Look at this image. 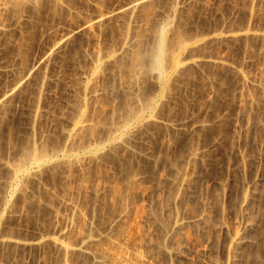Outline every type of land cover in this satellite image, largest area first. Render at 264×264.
<instances>
[{
  "label": "rangeland",
  "instance_id": "1",
  "mask_svg": "<svg viewBox=\"0 0 264 264\" xmlns=\"http://www.w3.org/2000/svg\"><path fill=\"white\" fill-rule=\"evenodd\" d=\"M0 1V264H70L79 254H66H72L69 262L50 239L39 244L32 238L69 228L67 238L74 240L83 224L76 222L82 220L73 210L76 204L85 216H96L93 223L98 224L90 226H102L120 208L109 192L117 185L125 191L128 184L124 202L137 206L127 205V220L135 221L134 232L143 219V236L151 235L147 245L158 248L151 259L156 264H264V0H143L132 10L127 6L134 0ZM96 19L90 27L84 24ZM162 35L166 50L179 48L180 40L185 43L184 64L175 70L169 50V56L159 55L170 75L165 84L154 65L158 55L151 52L158 50L154 47ZM137 50L150 57L142 60L140 53L145 65L135 63ZM133 109L140 112L134 119H140L138 129L127 144L120 143V128ZM80 115L88 123L71 136ZM35 147L45 148L56 161L12 178L13 164ZM89 147L106 148L95 159L91 153L85 157ZM194 150L198 155L190 156ZM61 151L80 154L83 162H63ZM183 167H188L189 181L180 186L174 176ZM131 172L137 174L136 185L127 181ZM176 192L179 203L172 199ZM168 210L189 216L163 238ZM131 216L141 218L140 223ZM161 218L167 220L164 226L157 224ZM237 231L243 234L234 244L230 240ZM163 243L176 250L164 252ZM76 259L72 264L91 260Z\"/></svg>",
  "mask_w": 264,
  "mask_h": 264
},
{
  "label": "bare ground",
  "instance_id": "2",
  "mask_svg": "<svg viewBox=\"0 0 264 264\" xmlns=\"http://www.w3.org/2000/svg\"><path fill=\"white\" fill-rule=\"evenodd\" d=\"M143 0H134V1H131L130 2V4H129V6H127L128 8L130 7V9L132 10V9H134L135 8V6L137 5V4H139V3H141ZM1 2V1H0ZM16 2V1H15ZM28 2V1H27ZM55 2V1H54ZM60 2V1H59ZM2 3V2H1ZM134 7V8H133ZM137 7V6H136ZM98 19H96V20H87V21H85V25H88L89 27L95 22V21H97ZM97 24V23H96ZM87 26V27H88ZM166 29V28H165ZM230 32V31H229ZM228 32V33H229ZM260 32V31H259ZM258 32V33H259ZM162 34H164L163 32H161ZM160 33V34H161ZM166 34V33H165ZM165 36V35H164ZM164 36L162 35V36H160L159 37V39H160V43L158 42L157 43V45H155V47H154V49L155 48H157L156 46H158V50L156 49V50H151V52L152 53H154V57H155V52L154 51H156V53H157V57H156V63L154 64L155 66L157 65V67H158V69H159V71H160V76H161V79H162V81H163V83L165 84L167 81L169 82V78H168V76H170V75H168V73H167V67L165 68V66H164V64H163V62H161V60H162V58H160L159 57V55L161 54H164V52H165V55L168 53L167 51L169 50V52H170V56L167 54V56H169L170 58V67H171V69H173V70H175V69H177V68H179V66H182V64H184L183 63V60H184V58L182 57V52H181V50H182V48H184L185 47V43H184V41H179V39L176 41V42H178V46H179V48L177 47H175V49H177V50H175V49H168V50H166L165 48H166V45H165V43L166 42H164L165 41V38H167L166 36H165V38H164ZM181 38V37H180ZM158 39V38H157ZM158 39V40H159ZM127 42V41H126ZM125 42V43H126ZM127 44V43H126ZM169 44V43H168ZM175 44V43H174ZM128 46V45H127ZM169 46V45H168ZM175 46H176V44H175ZM124 47V46H123ZM165 47V48H164ZM125 48H127V47H125ZM153 49V48H152ZM179 49V50H178ZM124 50H126V49H124ZM166 50V51H165ZM170 50H172V51H170ZM138 51V52H137ZM136 52L137 53H139V50H137ZM186 51V50H185ZM134 53V52H133ZM140 53H142V52H140ZM140 53H139V55H140ZM148 53H150V51L148 52ZM148 53H147V55H148ZM184 53V52H183ZM135 54V53H134ZM144 56H142V60L143 59H145V57L147 58V61H148V57L147 56H145V53H142ZM139 55L137 54V56H135V57H137L136 58V60L135 61H137V62H141V55H140V60L138 61L137 59H138V57H139ZM164 55V56H165ZM97 56H98V54H97ZM96 56V57H97ZM103 56H101V58H102ZM134 57V58H135ZM144 57V58H143ZM152 57V56H151ZM162 57H163V55H162ZM98 58V57H97ZM99 58H100V54H99ZM97 59V60H100V59ZM163 59H165V58H163ZM187 59V58H186ZM191 59V58H190ZM96 60V61H97ZM149 60H150V57H149ZM155 60V59H154ZM195 60H197L196 58H194L193 56H192V60L191 61H194L195 62ZM221 60V59H220ZM164 61V60H163ZM165 61H167V60H165ZM190 61V62H191ZM137 62H135L137 65L139 64V65H141L142 66V64L143 65H145L143 62H139V63H137ZM149 62V61H148ZM150 62H152V60L150 61ZM155 62V61H154ZM147 63V62H146ZM167 63V62H166ZM134 64V63H133ZM135 66V65H134ZM164 66V67H163ZM168 66V65H167ZM183 66H185V65H183ZM147 68V67H146ZM95 70L96 69H98L99 70V68H98V66L97 67H95L94 68ZM157 69V70H158ZM95 70H94V73H95ZM154 70V69H153ZM133 71V70H132ZM147 71V70H146ZM177 71V70H176ZM134 73L132 74V75H134L135 74V71H133ZM139 73V72H138ZM172 73V72H171ZM175 73V72H174ZM178 73V72H177ZM243 74L244 73H242L241 75H242V77H243ZM93 75V74H92ZM173 75V74H172ZM246 74H244V77H245V79H246V77L247 76H245ZM95 76H96V74H95ZM134 77V76H133ZM93 78V77H92ZM95 78V77H94ZM97 79V78H96ZM249 80V79H248ZM161 81V82H162ZM94 83V82H93ZM137 83V82H136ZM168 84V83H167ZM90 85V84H89ZM94 85V84H93ZM160 86V85H159ZM90 89V88H89ZM166 90V89H165ZM94 91V90H93ZM93 94H95V93H93ZM134 96V95H133ZM132 96V97H133ZM162 97V96H161ZM153 98V97H152ZM135 100V99H134ZM141 100V99H140ZM149 100V99H148ZM147 100V101H148ZM160 100V99H159ZM144 101V100H143ZM139 102V101H138ZM148 103V102H147ZM141 105H142V103H141ZM144 105V104H143ZM146 105V104H145ZM144 105V106H145ZM137 106V105H136ZM135 106V107H136ZM139 107H141V106H139ZM138 107V108H139ZM146 107V106H145ZM130 109V108H129ZM132 109V108H131ZM142 109L144 110V108L142 107ZM134 110V109H133ZM138 110V109H137ZM137 110H134L133 111V113H131V114H129L130 115V117L128 116L127 117V119L125 120L124 119V122L122 123V126H121V130L120 131H122V133L121 132H119L120 134H121V136H119L118 138H117V141L118 142H120V143H123V141H124V143L125 144H127L128 142H125V140L126 139H128L130 136L129 135H131L132 136V131H133V129L135 128L136 130L138 129V127L136 128L135 126H136V124H135V122L137 121V120H134L135 119V117H137L138 116V114L140 113H138V111ZM136 111H137V113H136ZM128 112V111H127ZM131 111H129V113H130ZM142 112V111H141ZM137 114V115H136ZM150 114V113H149ZM148 114V115H149ZM124 115H126V114H124ZM124 115H123V117H124ZM134 115V116H133ZM136 115V116H135ZM151 115V114H150ZM132 116V117H131ZM140 116H141V114H140ZM155 116V115H154ZM77 117V116H76ZM82 117H84V116H82V115H80V117H79V119H77V121L74 123V125H73V127H72V129H71V132L69 133L70 135L72 134V133H74V134H76L75 133V131L77 132V131H79V130H81V128L83 129L84 127H85V125H86V122H87V119H84V118H82ZM86 117V116H85ZM146 117H147V115H146ZM150 117V116H149ZM125 118V117H124ZM129 118V119H128ZM140 118V117H139ZM138 118V119H139ZM145 118V117H144ZM144 118H143V120H144ZM155 118V117H154ZM148 119V118H147ZM147 119H145V120H147ZM140 120V119H139ZM138 120V121H139ZM142 120V119H141ZM149 120V119H148ZM153 120V119H152ZM137 121V122H138ZM120 122V121H119ZM122 122V121H121ZM120 122V123H121ZM88 123V122H87ZM147 123V122H146ZM149 123V122H148ZM141 125H142V123H140ZM140 124H139V126H140ZM120 125V124H119ZM118 125H116V127H117ZM137 126H138V123H137ZM144 126V125H143ZM140 128H141V126H140ZM114 129V128H113ZM134 129V130H135ZM144 129V128H143ZM112 130V129H111ZM110 130V131H111ZM115 130V129H114ZM117 131H118V129H116ZM85 132V131H84ZM113 132V131H112ZM114 132H116V131H114ZM113 132V133H114ZM109 134H112L111 132L109 133ZM119 134V135H120ZM133 134H134V132H133ZM73 135V134H72ZM71 135V136H72ZM78 135V134H77ZM115 135V134H114ZM139 135V134H138ZM70 136V137H71ZM76 136V135H75ZM129 136V137H128ZM128 137V138H127ZM104 139H106V137L104 138ZM104 139H103V141H104ZM130 139V138H129ZM128 139V140H129ZM132 139V138H131ZM113 140V139H112ZM127 140V141H128ZM72 141V140H71ZM100 141V140H99ZM110 141H111V139H110ZM115 141H116V139H115ZM114 140L112 141V142H115ZM36 142V141H35ZM112 142H111V144L110 145H112ZM117 142V143H118ZM130 142V141H129ZM33 143V142H32ZM97 143H98V141H97ZM110 143V142H109ZM108 143V144H109ZM31 144V143H30ZM94 144V143H93ZM124 144V145H125ZM33 145H34V143H33ZM32 145V146H33ZM37 145V144H36ZM35 145V146H36ZM92 145V144H91ZM90 145V146H91ZM93 146V145H92ZM99 146V145H98ZM103 146V145H102ZM26 147V146H25ZM42 147V146H41ZM86 147V146H85ZM99 147H101V145L99 146ZM99 147H94V149H91L90 147V151H89V153H88V155H86L85 156V154H84V156L85 157H87L88 158V156H89V154H90V156L89 157H93L94 155L96 156L97 154H100L99 153V151L100 152H102V150H104V149H102V150H99L98 148ZM104 147V146H103ZM113 147V146H112ZM29 148V147H28ZM31 148V147H30ZM36 148V147H35ZM37 148H38V146H37ZM31 149V150H29L28 151V155L26 156V153H23L24 151V149H22V153L25 155V156H23V161H20V163L18 162V164L15 166V164H13L14 165V168H13V170H12V168L11 167H9V168H11V170H12V172H13V177L12 178H20V176L21 175H27L26 173H28L29 171H31L32 169L33 170H38V169H40L41 167H43V165H45V167H46V165H48L49 163H51V162H54V161H56V158H54L53 156H51V155H49L50 153H48L47 154V152L46 151H44L45 150V148L44 149H40V147H39V149ZM74 148V147H73ZM127 148V147H126ZM27 149V148H26ZM70 149V148H69ZM101 149V148H100ZM39 152H38V151ZM62 150V149H61ZM68 150V149H67ZM67 150L65 151V152H67ZM77 150V149H76ZM85 150V149H84ZM107 150H108V148H107ZM70 151H71V149H70ZM73 151V150H72ZM195 151V150H194ZM30 152V153H29ZM60 152V151H59ZM68 152H69V150H68ZM77 153V152H76ZM79 153V152H78ZM109 153V152H108ZM112 153V152H111ZM191 153V152H190ZM197 154V151H195L194 153H193V151H192V153H191V155L190 154H188V156L190 155V156H192V155H196ZM59 154V153H58ZM57 154V155H58ZM61 154H62V156H61V160L63 161V162H66L67 161V163H68V161H70L71 159L73 160L74 158L76 159V160H78V162L80 161V160H82V162H83V159H84V157H83V154H82V156H81V158L82 159H80L79 157H80V154H79V157L78 156H76L75 155V151H74V155L75 156H70L69 155V153H62V151H61ZM73 154V153H72ZM110 154V153H109ZM54 155H55V153H54ZM92 155V156H91ZM198 155V154H197ZM94 156V158L95 159H97V157H95ZM188 156H187V159H188ZM190 156H189V158H190ZM194 156H193V158H194ZM56 157H58V156H56ZM99 157V156H98ZM197 157V156H196ZM93 158V159H94ZM192 158V159H193ZM59 159V160H60ZM80 159V160H79ZM91 159V158H90ZM107 159V158H106ZM187 159L185 160V161H187ZM195 159V158H194ZM76 160H74V161H76ZM89 160V159H88ZM112 160V159H111ZM96 161V160H95ZM128 161V160H127ZM72 162V161H71ZM77 162V161H76ZM81 162V163H82ZM114 162V161H113ZM188 162H189V160H188ZM188 162L186 163V164H188ZM8 163V162H7ZM59 163V162H58ZM61 163V162H60ZM73 163V162H72ZM75 163V162H74ZM89 163V162H88ZM125 163H126V161H125ZM190 163V162H189ZM6 164V163H5ZM4 164V165H5ZM11 164V163H10ZM64 164V163H63ZM100 164V163H99ZM131 164V163H130ZM7 165V164H6ZM5 165V166H6ZM51 165V164H50ZM79 165V164H78ZM87 165V164H86ZM193 165V164H192ZM9 166V165H8ZM83 166V165H82ZM85 166V165H84ZM120 166V165H119ZM129 166V165H128ZM62 167H64V166H62ZM80 167V166H79ZM180 167H182V166H180ZM192 167V166H191ZM6 168H8L7 166H6ZM8 168V169H9ZM60 168V167H59ZM84 168V167H83ZM107 168V167H106ZM178 168V167H177ZM187 169H188V167H186ZM185 167H183L182 169L180 168V170L178 169L177 171H176V174H177V172H178V176H174V177H177V179H176V181H178V183L180 184V186L183 184L184 185V183H187L188 181H189V179H186V178H188V177H186L187 176V174H186V172L187 171H185V170H187ZM88 169V168H87ZM185 169V170H184ZM11 170H9V171H11ZM190 170V169H189ZM133 171V170H132ZM136 171V170H135ZM33 172V171H32ZM31 172V173H32ZM41 172V171H40ZM124 172V171H123ZM190 172V171H189ZM189 172H188V174H189ZM30 173V172H29ZM28 173V174H29ZM38 172H36V174H37ZM82 173V172H81ZM135 173V172H134ZM133 172H131V174L129 175H127V181L129 182V183H135V185L138 183L137 182V180L138 179H136V177H137V174H134ZM136 173H137V171H136ZM191 173V172H190ZM40 174V173H39ZM140 174V173H139ZM12 175V174H11ZM83 175V174H82ZM175 175V174H174ZM191 175V174H190ZM33 176V175H32ZM120 176V175H119ZM124 176V175H123ZM83 177V176H82ZM100 177V176H99ZM108 177V176H107ZM140 177V176H139ZM21 179H23V178H21ZM89 179V178H88ZM109 179V178H108ZM120 179V178H119ZM175 179V178H174ZM10 180H11V178H10ZM9 180V181H10ZM186 180H188L187 182H185ZM12 181H13V179H12ZM99 181V180H98ZM107 181V180H106ZM125 181H126V179H125ZM126 181V184L128 183ZM175 181V180H174ZM175 181V183H177ZM8 182V181H7ZM13 182H15V181H13ZM16 182H18V181H16ZM15 182V183H16ZM97 182V180L95 181V183ZM111 182V181H110ZM113 182V181H112ZM115 182V181H114ZM122 182V181H121ZM121 182H118L117 183V181L115 182V184L117 183V184H119V183H121ZM124 182V181H123ZM137 182V183H136ZM191 182V181H190ZM100 183V182H99ZM103 183V182H102ZM106 183V182H105ZM177 183V184H178ZM8 184V183H7ZM10 184H11V182H10ZM19 184V183H18ZM114 184V183H113ZM114 184V185H115ZM116 184V185H117ZM125 184V185H126ZM130 184V185H131ZM141 184V183H140ZM176 184V185H177ZM188 184V183H187ZM13 185H15L14 183H13ZM12 185V186H13ZM22 185V184H21ZM20 185V186H21ZM100 185V184H99ZM102 185V184H101ZM110 185V184H109ZM114 185H110V186H114ZM122 185L123 186H125L124 185V183H122ZM121 185V186H122ZM190 185V184H189ZM18 186L19 185H15V186H13V189H18ZM23 186H24V184H23ZM82 186H84V185H82ZM95 187H96V185H94ZM93 186V187H94ZM104 184H103V188H104ZM109 186V187H110ZM120 186V185H119ZM118 185L117 186H114L113 188H112V191L113 192H109V197H110V193H113L112 195H111V197L110 198H112V196L114 195V199H116V204H117V202H118V204L120 205L119 207L120 208H118V207H116L118 210H116V212L114 213V211H113V215L111 216V217H109V219L108 220H106V222H104L103 220L104 219H102V221L104 222V224L102 225V226H98V227H93L94 225H96V224H98V223H96L95 224V222L93 223V218L94 217H96L95 215L92 217L91 215H88L87 214V216H85L86 214H84L83 213V208L81 209V208H79L78 207V205L76 204V205H73V210H75L76 212H78L77 214L79 215L80 214V217H81V219L82 220H80V218H78L77 216H75V217H77L79 220L77 221V219H76V222H79V221H81V223L83 222V224L82 225H78V224H76V225H78L79 226V233L76 231L75 233L78 235H76L75 234V236H77L76 238H75V236L73 237V238H75L74 240H70V233L72 232L71 231V229H63V228H59V233L57 232V234L58 235H54V234H52V236H49V234H48V232H46L47 234H43V233H41L40 234V236H36L37 238H32L33 240H35V242H37V243H43L44 244V242H43V240L45 239H50V241L52 242H54L55 243V245H57V247L58 248H60V250L62 251V253H64V254H62V256L64 257V256H66V254H69L70 252H75V253H77V255L79 254V256L77 257V259L79 258V257H87V259L86 260H88V257L91 259L90 261H91V263H90V261L88 260V262H87V264L88 263H90V264H92V262H93V264L95 263V264H156V262H155V260H154V262L151 260V259H155V257L157 256H154V258H152V252H154L153 251V249L151 248H149L150 246V243H152V242H149V245H147V243H148V239H150L151 237H149V236H151V235H149L148 237L146 236V232L144 231V234H145V237L147 238V241H146V239H145V237L143 236V232H142V228H141V226L144 228V225L142 224L143 223V219H142V221H141V218H140V220H139V222L137 221V219H135V217L133 216H131V218H134L135 220H136V223H137V225L140 223V221H141V223H140V225L141 226H138V227H140L139 229L141 230V233H138V232H140V230L139 229H137L138 227H134V229H135V231L133 232L132 230V227L133 226H131V223L133 222L134 224H135V221H133V219H132V222L130 221V223L128 222V220L127 219H129V215H130V212H131V209L129 208L130 206L128 205V204H131V205H133V204H135L133 201H132V203L130 202V203H128L127 204V202L125 203L124 202V198H125V200H127V197H125L124 195L126 194H124V192H127L126 190L128 189V187H129V184L128 185H126V186H128L127 187V189H126V187H125V191L123 190V188H121V187H119ZM131 186H133V185H131ZM139 186H141V185H139ZM94 187V188H95ZM98 188H97V190L99 189V186H97ZM101 187V189H99V191L101 190L102 191V186H100ZM135 187V186H134ZM177 187H179V185L177 186ZM12 188V187H11ZM80 188V187H79ZM83 188H85V187H83ZM106 188V187H105ZM107 188H108V186H107ZM132 188V187H131ZM141 188V187H140ZM12 189V190H13ZM19 189H20V187H19ZM22 189H24V188H22ZM130 189V188H129ZM177 189H180V188H177ZM181 189H183V187L181 188ZM96 189H95V191L94 192H96L97 191ZM109 190H111V189H109ZM21 191H23V190H21ZM100 191V192H101ZM103 191H104V189H103ZM124 191V192H123ZM129 191V190H128ZM178 191V190H177ZM106 192H108V191H106ZM180 192V191H179ZM80 193V192H79ZM177 193L178 192H176V195H173V197H172V199H174V198H176V197H174V196H177ZM104 194H105V192H104ZM108 194V193H107ZM25 195V194H24ZM98 195V194H97ZM178 195H179V193H178ZM23 196V195H22ZM103 196H105V195H103ZM107 196V195H106ZM9 197V196H8ZM13 197V196H12ZM110 198H109V200H110ZM180 198V197H179ZM11 199V198H10ZM104 199V198H103ZM135 199V198H134ZM133 199V200H134ZM8 200V199H7ZM118 200V201H117ZM144 200V199H143ZM179 200V199H178ZM181 200V199H180ZM185 200V199H184ZM113 201H115V200H113ZM112 200H111V202H112V204L114 203ZM128 201V200H127ZM130 201V200H129ZM136 201H137V199H136ZM160 201V200H159ZM169 201H171V200H169ZM174 201H176V199H174ZM173 201V202H174ZM94 202V201H93ZM166 202H167V199H166ZM172 202V203H173ZM176 202H178V201H176ZM183 202V201H182ZM10 203V202H9ZM8 203V204H9ZM139 203V202H138ZM143 203V202H142ZM179 203V202H178ZM181 203V202H180ZM186 203V202H185ZM3 204V203H2ZM6 204V203H5ZM73 204V203H72ZM75 204V203H74ZM78 204H80V203H78ZM94 204H96V203H94ZM98 204V203H97ZM96 204V205H97ZM111 204V206H114V205H112ZM144 204V203H143ZM163 204H165L164 202H163ZM167 204V203H166ZM170 204V203H169ZM169 204H167V205H169ZM174 204H176V203H174ZM102 205V204H101ZM129 207H128V206ZM136 206H137V204H135ZM140 205H141V202H140ZM185 205V204H184ZM95 206V205H94ZM94 206H92V207H94ZM118 206V205H117ZM172 205H170V207H171ZM186 206V205H185ZM103 207V206H102ZM174 207H175V205H174ZM173 207V208H174ZM177 207H179V205L177 206ZM95 208V207H94ZM99 208V207H98ZM104 208V207H103ZM110 208V207H109ZM113 208V207H112ZM132 208V207H131ZM136 208V207H135ZM154 208V207H153ZM167 208V207H166ZM172 208V209H173ZM183 208V210H184V207H182ZM11 209V208H10ZM82 211H81V210ZM87 209V208H86ZM90 209H92V208H90ZM133 209V208H132ZM143 209V208H142ZM168 209V208H167ZM171 209V208H170ZM171 209V210H172ZM188 209V208H187ZM194 209V208H193ZM202 209H204V208H202ZM85 210V209H84ZM93 210V209H92ZM92 210H91V212H92ZM94 210H96V209H94ZM93 210V211H94ZM139 210V209H138ZM151 210V209H150ZM157 210V209H156ZM173 210H175V208L173 209ZM177 211L176 212H178V210H179V208H177L176 209ZM191 210V209H190ZM5 211V210H4ZM86 211V210H85ZM100 211V210H99ZM103 211V210H102ZM134 211H135V209H134ZM134 211L132 210V212L134 213ZM136 211H137V209H136ZM140 211V210H139ZM142 211V210H141ZM147 211V210H146ZM165 211V210H164ZM169 211V210H168ZM96 212H97V210H96ZM96 212H93L94 214H96ZM138 212V211H137ZM143 212V211H142ZM161 212H163V211H161ZM170 212V211H169ZM174 213V214H172V213ZM170 212V214L169 215H167V216H171V217H168L169 218V221H167L166 219V221L168 222V224L165 226V227H163V228H161L160 226H159V230H160V228L161 229H163V232H161V233H163V238H168V236H170V235H172V233H173V231L175 230V229H177L181 224L183 225V223L184 222H186V220L188 219V216H187V214H184V216L186 215L187 216V218L186 217H184L183 216V214H178V213H176L175 211L173 212V211H171ZM185 212V211H184ZM195 212V211H194ZM193 212V214H195ZM200 212H202L201 214H202V216H203V210L202 211H200ZM207 212V211H206ZM73 213H74V211H73ZM72 213V214H73ZM86 213V212H85ZM132 213V214H133ZM144 213H145V209H144ZM143 213V215H145ZM166 213V212H165ZM182 213H183V211H182ZM199 213V212H198ZM205 213V212H204ZM208 213V212H207ZM100 214H102V213H100ZM137 214V213H136ZM160 214V213H159ZM190 214V213H189ZM192 214V213H191ZM93 215V214H92ZM99 215V214H98ZM105 215V214H104ZM108 215V214H107ZM111 215V214H110ZM143 215L142 216H140V215H138V217L140 216V217H142L143 218ZM150 214L148 213V216H149ZM156 215V214H155ZM162 215H163V213H162ZM195 215H198L197 213L195 214ZM193 216V217H191V215H190V217L191 218H197L196 216ZM200 215V214H199ZM205 215V214H204ZM102 216V215H101ZM100 216V217H101ZM202 216H200L201 218H202ZM87 217H91V219H89V218H86ZM104 217V216H103ZM137 217V216H136ZM137 217V218H138ZM162 217V216H161ZM166 217V216H165ZM206 217V216H205ZM205 217H203V218H205ZM146 218H147V216H146ZM145 218V219H146ZM154 218V217H153ZM101 219V218H100ZM151 219V218H150ZM160 219V218H159ZM159 219H158V222H157V224L158 223H160V225H161V222H162V226H164V223L166 224L167 222L165 221V220H163L164 219V217H163V219H162V221L160 220V222H159ZM190 219V218H189ZM198 219H200V218H198ZM73 220V219H72ZM89 220V221H88ZM129 220H131V219H129ZM202 221H203V219H201ZM210 220V219H209ZM74 221L75 220H73V221H71V222H73L74 223ZM88 221V222H87ZM95 221V220H94ZM154 221V220H153ZM157 221V220H156ZM145 222H147V221H145ZM164 222V223H163ZM188 222V221H187ZM191 222V221H190ZM193 222H195V220L193 221ZM208 222V221H207ZM251 222V221H250ZM69 223H70V221H69ZM73 223H72V225H73ZM81 223H79V224H81ZM88 223V224H87ZM196 223H198L197 221H196ZM195 223V225H197ZM86 224L87 225H89V224H92L90 227L88 226V228H87V226H86ZM149 224H151V223H149ZM185 224H187V223H185ZM193 224V223H192ZM199 224V223H198ZM71 225V226H72ZM100 225V224H99ZM133 225V224H132ZM136 225V224H135ZM182 225L180 226V228L182 227ZM247 225V224H246ZM245 225V226H246ZM63 226V225H62ZM158 226V225H157ZM60 227V226H59ZM66 228H67V226H65ZM73 227H76V226H73ZM150 227V226H149ZM149 227H147L148 228V230L150 229ZM199 227V226H198ZM197 227V228H198ZM246 228V227H245ZM58 229V228H57ZM70 230L69 231V235H67L68 233H67V231L65 232V231H63V230ZM72 230H75V228H73ZM136 230H139V231H137L136 232ZM144 230H146V229H144ZM155 230V229H154ZM179 230V229H178ZM52 231V230H51ZM162 231V230H161ZM236 231V230H235ZM242 231V230H241ZM244 231V230H243ZM42 232V231H41ZM54 232V231H53ZM160 232V231H159ZM176 232V231H175ZM178 232V231H177ZM182 232V231H181ZM240 232V231H239ZM238 231L236 232V234H234L233 236H232V240H230V241H233L234 242V244L235 243H239L240 241V238L242 237V235H241V233L242 232H240L239 233ZM74 233V232H73ZM138 233V234H137ZM157 233V232H156ZM160 233V234H161ZM183 233V232H182ZM235 233V232H234ZM5 234V233H4ZM8 234H9V232H8ZM39 234V233H38ZM150 234V233H149ZM159 234V238H161V235ZM174 234V233H173ZM243 234V233H242ZM1 235V234H0ZM51 235V234H50ZM54 235V236H53ZM148 235V234H147ZM2 236H3V234H2ZM5 236V235H4ZM13 236V235H12ZM67 236H69L68 238H67ZM174 236V235H173ZM173 236H171L170 238H171V240H172V238H173ZM175 237V236H174ZM231 237V236H230ZM6 238V237H5ZM18 238V237H17ZM23 238H25V237H23ZM72 238V239H73ZM169 238V239H170ZM177 238V237H176ZM176 238H174L175 239V241H176ZM180 238V237H179ZM186 238V237H185ZM244 238V237H243ZM2 239H4V237L2 238ZM15 239V238H14ZM28 239V238H27ZM27 239H24L25 241H24V243L26 242V240ZM31 239V240H32ZM153 239V238H152ZM7 240H9V238H7ZM12 240V239H11ZM30 240V241H31ZM160 240V239H159ZM159 240L157 239V243L159 242ZM162 240V239H161ZM166 241V239H163V241H161V242H165ZM171 240H169V241H171ZM241 240H243V239H241ZM17 241H19V240H16L15 242H17ZM49 241V240H48ZM151 241H154V240H151ZM154 241V242H155ZM167 241H168V239H167ZM166 241V243H168ZM239 241V242H238ZM6 242V241H5ZM13 242V241H12ZM35 242H33V243H35ZM147 242V243H146ZM155 242V243H156ZM161 242H159V243H161ZM243 242V241H242ZM3 243V242H2ZM23 243V244H24ZM27 244H29L28 242H26ZM31 243V242H30ZM39 243V244H40ZM174 243V242H173ZM230 243V242H229ZM232 243V242H231ZM154 244V243H153ZM153 244H152V246H153ZM165 243H163V245L162 244H160L161 246H162V248H163V251L164 252H170V253H172V251L175 249V248H173L174 247V244H173V247H172V241H171V248L170 247H168L167 245H164ZM178 244V243H177ZM233 244V243H232ZM233 244V245H234ZM236 244V245H237ZM258 244V243H257ZM25 245V244H24ZM148 247H147V246ZM156 245V244H155ZM154 245V246H155ZM159 245V244H158ZM157 245V246H158ZM169 245V246H170ZM181 244H179V246H180ZM233 245H231V246H233ZM235 245V246H236ZM17 246V245H16ZM151 246V247H152ZM160 246V247H161ZM176 246V245H175ZM239 246V245H238ZM257 246V245H256ZM259 246V245H258ZM156 247V246H155ZM159 247V246H158ZM234 247V246H233ZM150 249V251L148 250V249ZM161 248V249H162ZM177 248V247H176ZM156 249H158V248H155L154 250H156ZM160 249V250H161ZM170 249H173V250H170ZM177 249H179V247L177 248ZM181 249V248H180ZM235 249V248H234ZM59 250V251H60ZM152 250V251H151ZM159 250V251H160ZM176 250V249H175ZM60 251V252H61ZM163 251H161L162 252V254L164 255V252ZM238 251V250H237ZM236 251V252H237ZM58 252V251H57ZM156 252V251H155ZM160 252V253H161ZM59 253V252H58ZM74 253V254H75ZM158 253V252H157ZM167 253L165 254L166 255V257H167ZM170 253L168 254V256H171L170 255ZM257 253V252H256ZM73 254V255H74ZM173 254H174V252H173ZM172 254V255H173ZM70 255V254H69ZM69 255H67L66 257H68ZM76 254H75V256H77ZM82 255V256H81ZM153 255H155V253H153ZM257 255V254H256ZM159 256V255H158ZM71 257H72V254H71ZM71 257H68L69 259L71 258ZM174 257V256H173ZM61 258V257H60ZM74 258V257H73ZM69 259H67L69 262L71 261V259L69 260ZM76 259V258H75ZM75 259H74V261H75ZM76 259V260H77ZM173 259V258H172ZM177 259H179V258H177ZM58 260V259H57ZM64 261L66 260V259H63ZM160 260V259H159ZM162 260V259H161ZM215 260V259H214ZM226 260H227V258H226ZM234 260V259H233ZM64 261H62V262H64ZM73 261V260H72ZM74 261L73 262H71L70 264H72V263H74ZM218 261V260H217ZM217 261H214L215 263L217 262ZM229 261V260H228ZM60 262V261H59ZM83 262L84 263H82V261H81V263H77V264H85V260H83ZM169 262V261H168ZM173 262V261H172ZM180 262V261H179ZM161 263H163V262H161ZM220 263V262H219ZM231 263V262H230ZM233 263V262H232ZM59 264V263H58ZM63 264H68V263H66V261H65V263H63ZM165 264V263H164ZM210 264V263H209ZM218 264V263H217ZM225 264H227V263H225ZM228 264H229V262H228ZM236 264V263H235Z\"/></svg>",
  "mask_w": 264,
  "mask_h": 264
}]
</instances>
